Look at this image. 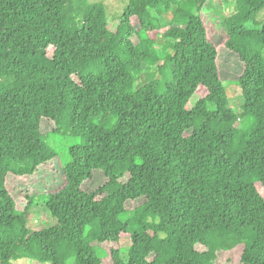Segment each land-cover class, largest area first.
<instances>
[{
	"label": "trees",
	"instance_id": "16d2710c",
	"mask_svg": "<svg viewBox=\"0 0 264 264\" xmlns=\"http://www.w3.org/2000/svg\"><path fill=\"white\" fill-rule=\"evenodd\" d=\"M210 1L128 0L110 28L102 3L0 0V264H264V20L246 28L264 0H235L224 27L205 19ZM49 134L79 143L36 190L58 159ZM36 196L56 221L40 231Z\"/></svg>",
	"mask_w": 264,
	"mask_h": 264
},
{
	"label": "rangeland",
	"instance_id": "374dc122",
	"mask_svg": "<svg viewBox=\"0 0 264 264\" xmlns=\"http://www.w3.org/2000/svg\"><path fill=\"white\" fill-rule=\"evenodd\" d=\"M91 3H102L106 7V15L109 21L110 28L115 27L118 24V18L123 14V11L125 7L128 5V0H89ZM177 2H183V0H176ZM186 5L187 8H189V5L187 3H182ZM204 17L205 19L209 21L218 22L221 24V26L224 27L223 21L225 18L230 16L235 11V0H211L208 4V7L204 8ZM162 17H169V19L173 20L172 16V10H169L165 15L156 16L161 19ZM264 20V10L260 13V15L255 19L253 22H249L246 25V28L249 30L259 29L261 27V24ZM164 21V19L162 20ZM175 24L182 23L181 20L176 19L174 20ZM132 24L138 28V24L135 18L132 19ZM211 38L213 37L217 41L224 40L225 38V32L223 33V30L220 28H212L209 30ZM222 40V41H223ZM132 41L134 43H137V38L133 37ZM158 44L163 45L165 42V39L159 38L157 40ZM264 56V51H263ZM226 64L222 67L221 73L225 81H222L223 88L226 93L227 98V104L228 108L231 110H238L242 103L243 99L239 92V87L235 84L228 82L231 78H237L242 71L241 65L235 60L233 57H227ZM156 72L152 71L150 73H142V75L137 79L136 81V88H139L141 85H144L150 79L153 77H156ZM203 95L202 91H199L197 95H195L192 100L191 104H193L197 98L201 97ZM251 118H245L243 127H248L250 125ZM53 129L52 123L49 121L44 120L41 123V130L44 133L50 132ZM45 142L47 145L52 148L56 154L58 159L48 163L46 166L42 167L37 175L34 177V180L32 181L35 185L38 184L36 190H40L44 184L49 185V189H51L52 184L57 185L55 180V176L59 173L61 169V164L65 166L69 161V150L73 148L76 144H78V140L75 138H72L70 136H63L59 134H49L45 138ZM56 173V174H55ZM52 174V175H51ZM55 174V176H54ZM99 178V177H97ZM104 180L99 178V182H103ZM28 185V184H26ZM92 186V183H86L83 185L84 188H89ZM143 202V198L140 200H137L135 202H129L128 208H132L140 203ZM56 224V221L49 215L44 200L36 196V198L33 201V208L29 212V218H28V226L33 231H40L42 229L54 226ZM130 240L123 239L118 244L119 248L121 249L120 253L122 256L127 255V248L130 246ZM117 247V246H115ZM234 255L239 254V250L236 252H233ZM13 264H35L34 262H31L29 260H21L18 262H15Z\"/></svg>",
	"mask_w": 264,
	"mask_h": 264
}]
</instances>
